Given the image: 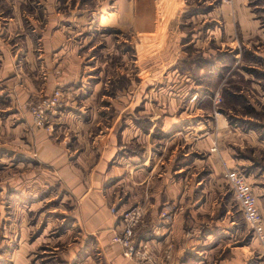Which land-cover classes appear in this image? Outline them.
<instances>
[{
	"label": "rangeland",
	"instance_id": "obj_1",
	"mask_svg": "<svg viewBox=\"0 0 264 264\" xmlns=\"http://www.w3.org/2000/svg\"><path fill=\"white\" fill-rule=\"evenodd\" d=\"M28 3L22 9L27 29H35L30 35L37 55L42 51L37 45L40 29L45 26V2ZM162 3L164 6L167 1L156 2L158 11ZM183 3L184 9L178 7L179 2H169L168 9L174 8V15L155 17L162 25L158 32L138 34L129 27L121 30L103 23L101 15L112 12L111 0H56L63 40L73 44L74 55L88 60L78 65V70L87 66L88 90L95 83L91 100L93 109L100 110L94 114L100 126L104 132L108 130L116 112L115 134L128 127V111L120 106L129 101L141 118L131 120V129L146 133L149 125L144 115L153 117L156 124L149 128V152L159 155L154 160V176H164L166 170L169 186L178 185V189L170 187L168 201L158 206L154 222L147 218L152 211L151 195L143 191L141 198L130 199L122 187L116 189V198L108 204L114 218L109 242L132 264H168L171 251L181 247L184 256L174 263L264 264V249L244 222L222 174L230 164L244 168V174L252 172L247 180H253L252 190L260 196L255 200L259 211L264 202V190L260 195L255 187L264 185L259 181L264 180V0H180V5ZM58 87L64 92L58 110L85 100L73 87ZM38 98L28 97L21 103L26 128L19 131L20 139L41 132L42 138L55 142L65 133L59 142L62 148L69 155L71 150L74 155L81 151L75 146L73 127L53 136L58 110L48 117L49 127L32 124L29 103ZM2 99L6 103V96ZM113 106L118 109L113 110ZM8 114L0 110V264L14 263L12 253L21 249L26 256L20 260L25 264H99L100 258L92 252L85 261L84 251L92 248L91 243L81 242L75 226L69 225L68 235L64 233L72 219L65 218L69 212L61 201L65 192L59 181L46 174L48 166L39 161L31 147H25L24 155L19 154L16 143L7 140L9 130L3 121H13ZM99 131L89 130L84 135L92 139ZM122 146L119 153L135 154L138 150V161L142 159L139 153L147 149L130 142ZM149 164L147 160L144 167L149 169ZM179 167L183 169L173 172ZM259 174L261 179H257ZM135 211L140 215L129 221L134 222L130 240L135 252L126 257L111 238ZM178 215V242H162ZM72 246L78 250L66 258Z\"/></svg>",
	"mask_w": 264,
	"mask_h": 264
},
{
	"label": "crops",
	"instance_id": "obj_2",
	"mask_svg": "<svg viewBox=\"0 0 264 264\" xmlns=\"http://www.w3.org/2000/svg\"><path fill=\"white\" fill-rule=\"evenodd\" d=\"M28 1L0 0V110L10 113L8 116H11L13 120L12 122L11 120L3 121V124L6 123L7 125H3V127L9 130L6 138L11 140L12 143H16L17 147L20 148L17 151L19 154L24 153L22 151L25 150L26 146L31 147L37 154L39 161L48 166L46 174L55 181H59L65 192L63 197L65 200L62 199L61 201L66 203L64 208L68 206V210H66L69 211L65 214V218L66 220L72 219L64 233L68 235L69 225L75 226L77 236L81 238V242L91 243L90 247L92 248L87 246L88 248L84 251L87 254L85 261L90 260L88 258H90L92 252L100 258L99 264H132L127 263L121 257L118 247L109 242L110 228L114 225V218L108 212V204L116 198L118 193L116 189H120V187L123 188V191H121L124 194H129L130 199L140 197V194L146 191L153 198L150 202L152 211L150 216L147 215V218L154 222L157 220L156 210L158 206L168 201L170 187L178 189L177 183L169 186L166 170L163 173L164 176H154L156 165L154 160L159 155L149 152L150 141H152L149 133L156 123L153 121V117L144 115L147 119L146 125H149L147 132L141 134L135 131L133 127L131 129V120H141V118L136 116V111H133L135 104L132 105L129 101L127 105L120 106L128 111L127 118L129 120L126 122V125L129 124L128 127L118 129L115 134L118 127L115 130L113 129L118 124L117 118L119 115L114 112L112 115L113 121L110 123L111 119L109 120V124L113 127L110 126L104 132L102 126H100L101 123L98 121V116L94 115L95 112L98 113L100 110H94L92 106L94 101L91 99L96 90L95 83L88 90V86L85 85L90 79V75L85 74L88 73L85 68H88L87 66H81L78 70V65L86 64L88 60L82 56L74 55L73 44H70L66 39L63 40L65 35L62 34L63 31L60 28L62 26L57 25L56 0H44L45 9L42 17L45 18V26L40 29L42 30L40 43L37 45L42 51L38 52L37 55L33 51L36 45L33 43L31 36V32L35 29L33 31L27 29L23 14V9L26 8L24 5ZM111 1L112 12L104 16L101 15L100 19L104 17L103 23L109 22L108 24L115 25L121 30L129 27L131 32L138 34H151L159 31V26L162 25H158V20L155 22V17L158 15L170 16L175 13L174 8L168 9L169 2H179L178 7L182 6V9L186 6L184 3L180 5V0H160L161 2L167 1V3L164 6L162 3L158 11L156 6L158 0ZM221 6L227 8L226 5ZM159 12L160 14H158ZM28 20L34 27H37L33 22L34 19L28 17ZM28 25L30 24L28 23ZM93 63H98L97 57H94ZM91 77L98 76L91 75ZM64 85L75 88L80 97L85 96V100H81L79 104L74 102L72 107L65 105L59 109L53 119V136H57L61 130L68 131L73 127L71 131L75 136V146L81 148V151L75 155L72 154L74 150H71L69 155L59 143L61 139H64L65 133L55 142L45 137V139L42 138L41 132L29 133L25 140L19 137V131L25 126L20 115L22 112L20 111L21 103L28 97L34 98L47 95L54 86ZM83 88L84 90H82ZM5 96L6 103L3 104L1 100ZM117 109L113 106V110L116 111ZM101 112H104V110ZM139 123L141 122L139 121ZM96 129L100 131L96 133L95 137L92 139L85 137L84 134H88L89 130L95 131ZM197 129H200L199 126ZM53 138L56 139V137ZM142 141L143 143L140 144ZM124 142H130L132 145H142L141 148H147L141 152L139 150V156L142 158L139 160L140 162L136 157V151L138 150L135 152L129 150V152L133 151L135 154L126 153V151L119 153ZM195 143H198V140ZM256 145L261 146L262 144L258 143ZM208 157L213 160L211 156ZM147 160L148 164L150 163L147 166L151 165L149 169L144 167ZM229 168L238 169L234 164H230ZM182 169L183 167H179L177 171L173 172H179ZM242 169L239 168L241 171ZM245 173V179L247 182L249 181L252 190L253 180H251L252 183L247 180L252 172L246 171ZM261 173H264V171H261ZM261 178L262 174H259L257 179ZM259 181L264 182V180ZM255 187L261 195L264 185H255ZM252 192L255 200H257L260 196L253 190ZM199 207L200 205L197 208ZM256 207H258L257 203ZM196 211L198 210L196 209ZM259 211H261L260 214L264 223V202L261 206L259 205ZM180 224L181 220H179L178 215L171 223L169 231L162 242L171 239L174 244L177 243L180 236ZM164 229L163 227L160 229L162 233H165ZM182 249L181 247L171 251V260L168 264H177L174 261L184 256ZM77 250L76 246L68 248L66 258L73 257ZM24 252V249L14 250L12 256L15 257V261L12 264H25L24 260H20L26 256ZM90 264H93V262L91 261Z\"/></svg>",
	"mask_w": 264,
	"mask_h": 264
},
{
	"label": "built area",
	"instance_id": "obj_3",
	"mask_svg": "<svg viewBox=\"0 0 264 264\" xmlns=\"http://www.w3.org/2000/svg\"><path fill=\"white\" fill-rule=\"evenodd\" d=\"M226 1V0H221ZM63 90L56 86L51 93L29 103V113L32 124L35 127H49L48 117L52 115L61 106ZM223 178L232 196L238 206L244 222L251 230L252 236L256 238L259 245L264 249V223L260 212L256 207L255 196L251 190V185L246 181L243 171L239 169L225 167L223 169ZM140 215L139 211H135L133 216H128L127 224L122 230L113 231L111 240L119 243L124 250V256L129 257L134 251L131 244V234L133 229L132 218ZM129 223V224H128Z\"/></svg>",
	"mask_w": 264,
	"mask_h": 264
}]
</instances>
